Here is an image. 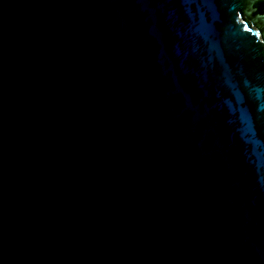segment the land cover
<instances>
[{
  "label": "water",
  "instance_id": "1",
  "mask_svg": "<svg viewBox=\"0 0 264 264\" xmlns=\"http://www.w3.org/2000/svg\"><path fill=\"white\" fill-rule=\"evenodd\" d=\"M0 264H264V0H0Z\"/></svg>",
  "mask_w": 264,
  "mask_h": 264
}]
</instances>
